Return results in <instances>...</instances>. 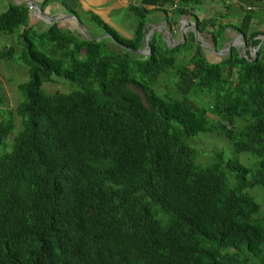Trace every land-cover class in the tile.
I'll return each mask as SVG.
<instances>
[{
	"label": "trees",
	"instance_id": "obj_1",
	"mask_svg": "<svg viewBox=\"0 0 264 264\" xmlns=\"http://www.w3.org/2000/svg\"><path fill=\"white\" fill-rule=\"evenodd\" d=\"M200 1L137 0L130 38L91 17L118 46L138 49L154 6L190 14ZM15 31L27 78L16 84L22 100L0 108V264H264V212L248 193L264 189L260 48L253 62L233 48L210 61L196 48L174 66L187 40L166 47L153 33L147 55L116 52L57 24L28 26L25 4L0 12V34ZM164 74L209 103L158 94ZM55 77L76 88L45 91ZM199 131L255 161L222 151L198 161L186 139Z\"/></svg>",
	"mask_w": 264,
	"mask_h": 264
},
{
	"label": "crops",
	"instance_id": "obj_2",
	"mask_svg": "<svg viewBox=\"0 0 264 264\" xmlns=\"http://www.w3.org/2000/svg\"><path fill=\"white\" fill-rule=\"evenodd\" d=\"M25 4L28 9V26H34L39 30L45 29L50 24H57L70 31L78 32L77 21L75 17L86 19L84 27L89 33V37H100L104 33L98 28L94 21H92L91 14L97 15L103 22L111 26L118 34L123 37L130 38L133 35L136 25L134 22L126 30L124 23L114 22L111 18V8H118L120 12L129 11L130 4H137V0H0V12L8 5ZM150 8V6L146 7ZM247 8V9H246ZM40 11L45 17L44 21L40 17ZM251 13L249 20L244 25V17L246 13ZM134 15V13H132ZM135 18L136 15H134ZM89 17V20L87 19ZM145 22L146 30L153 33H158L159 29H165L166 24L170 25L171 29V44L179 45L186 40L189 35V43L193 44V34L195 33L191 28H186L184 31L185 39L182 41L177 26L179 22L189 21L196 26L197 41H201L202 50L205 53V58L210 61H217L226 57L230 49L233 48L238 54L242 42L247 46V55L250 54L253 47L258 46L262 50L264 58V1L263 0H201L198 4L193 5L190 14H177L174 12V5H164L160 7H153L152 10L146 14ZM50 18H54L50 20ZM212 20L207 22L204 26H199L202 20ZM83 23V22H82ZM133 25V26H132ZM78 28V29H77ZM77 29L78 31H75ZM242 29L243 31H241ZM79 33V32H78ZM151 34V35H152ZM160 34V33H159ZM12 34H0V45H9L10 42L16 40ZM99 39V40H100ZM258 41L254 44V41ZM211 45L217 51H214ZM230 45V46H229ZM255 45V46H253ZM229 47V49H228ZM206 48V49H203ZM258 51V50H257ZM225 54L222 57V54ZM249 57V56H248Z\"/></svg>",
	"mask_w": 264,
	"mask_h": 264
},
{
	"label": "rangeland",
	"instance_id": "obj_3",
	"mask_svg": "<svg viewBox=\"0 0 264 264\" xmlns=\"http://www.w3.org/2000/svg\"><path fill=\"white\" fill-rule=\"evenodd\" d=\"M111 13L110 16L111 18H114V22H119L121 20V24L124 23V28L128 30V28L131 26V23L133 24L134 22L136 23L137 18L130 13L129 11L125 10L120 12L118 8H111ZM2 12V11H1ZM75 21L78 20L82 25L86 21V19H82L81 17H75ZM89 20V17L87 18ZM93 21V20H92ZM83 22V23H82ZM87 22H85L86 24ZM78 28L80 31L75 29V31H78L80 34V37H86L83 34V31L80 27V25L77 23ZM133 26V25H132ZM84 27V25H83ZM135 27V26H133ZM85 28V27H84ZM86 30V29H85ZM76 32V33H78ZM17 31L12 33V36L15 39ZM89 35V33L87 32ZM159 34V32H158ZM11 36V37H12ZM12 37V39H13ZM159 39L160 43L162 45H165L166 47H172L174 45H169L167 41L162 39V35L159 34ZM104 45L116 52H123V49H121L116 43H114L111 39L109 38H102ZM186 45H182L181 48L179 49L178 52L174 53L175 56V62L174 66H177L182 63H186L185 60L187 57L192 55L196 48H199L202 50V45L201 41H196L194 39V34H193V44L189 43V35L186 37ZM14 42H10L9 45H0V50L4 49L5 47L8 46H13L16 50L13 54V57L8 59V58H2L0 59V108L1 107H9L13 108L19 101L22 100V93L20 90L16 88V84L19 82H22L26 80L27 75L25 73L26 68L25 66L18 60H16L17 55L19 53V46L15 44L16 40H13ZM144 45H142L140 48H142ZM206 49V48H203ZM128 51V50H125ZM129 52V51H128ZM131 52V51H130ZM132 54H136L131 52ZM203 56L205 57V53L202 52ZM138 56H143L142 54H136ZM224 53L222 54V57H224ZM158 82L157 85L153 86V89L158 93V94H166L169 96H183L186 95L188 98H191L195 103H200L202 102L203 106L209 103V96L205 94H201L199 92L193 93L190 91L186 92L184 94L182 90H178L177 87L175 86V83L177 81V77L174 75H162ZM71 86V87H70ZM42 88L47 91V92H65L71 89H75L76 85L70 84L68 80H64L58 77H55V79L52 82H46L42 84ZM212 117L211 115H209ZM15 128L18 127V119L15 117ZM228 127H232L233 125H228ZM16 130V129H15ZM186 142L189 146L193 147L197 154V160L202 161L206 163L208 161L209 157L212 155L213 151H222L224 157H229V158H236L239 160L241 163L245 165H250L252 162L255 161V158L249 154L248 152L245 151H235L232 143L223 135L218 134L216 132L212 131H199L195 135L190 136L189 138L186 139ZM201 163V162H199ZM248 193L255 199V201L259 202L261 204V211L264 212V189L260 187H253L252 189L248 190Z\"/></svg>",
	"mask_w": 264,
	"mask_h": 264
},
{
	"label": "water",
	"instance_id": "obj_4",
	"mask_svg": "<svg viewBox=\"0 0 264 264\" xmlns=\"http://www.w3.org/2000/svg\"><path fill=\"white\" fill-rule=\"evenodd\" d=\"M39 12H40L41 19H43L44 21H46L45 19H47L48 17H45L44 14L42 13V11L39 10ZM53 19L54 18H50V20H53ZM76 21L80 25V27H81V29L83 31V34L86 36L85 37L86 39H92V40H96V41L100 39V37H94V38L89 37V35L87 34V31L85 30V28L83 27V25L78 20H76ZM47 23L51 24V22H49V21H47ZM188 27L189 28L192 27V29H193V31L195 33V40L197 41V39H196V34H197L196 26L193 23L189 22V21H184L183 23L179 22V24L177 26V29L179 31L180 37L182 38V41H184V39H185L184 31ZM145 28H146V25L143 24V26H142V33H143V45L144 46L142 48L131 49V48L125 47V46L120 45V44H119V46L122 47L123 49H126L128 51H131V52L136 53V54H139V55L140 54L147 55L149 53V39L151 37L152 31L146 30ZM171 30H173V29H171L170 25H167L166 24V28L165 29H159L156 32H159L162 35V39H164L165 41H167L168 44L170 45L171 44L170 43L171 42V38H172L171 37ZM102 36L109 37L108 34H103ZM206 46H209L214 51H217L218 52V50H216L213 46H211V45H206ZM258 46L259 45L253 47L252 48V53L247 55V52H246L247 46L245 45L244 42H242V45H241V47L239 48V51H238V56L242 60L249 61V62H253V61L256 60ZM228 49H229V47H228Z\"/></svg>",
	"mask_w": 264,
	"mask_h": 264
},
{
	"label": "built area",
	"instance_id": "obj_5",
	"mask_svg": "<svg viewBox=\"0 0 264 264\" xmlns=\"http://www.w3.org/2000/svg\"><path fill=\"white\" fill-rule=\"evenodd\" d=\"M264 1V0H263ZM247 9V8H246ZM252 53V50H251V52H250V54Z\"/></svg>",
	"mask_w": 264,
	"mask_h": 264
}]
</instances>
